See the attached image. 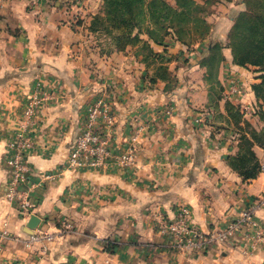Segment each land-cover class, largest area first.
Segmentation results:
<instances>
[{"label":"crops","instance_id":"1","mask_svg":"<svg viewBox=\"0 0 264 264\" xmlns=\"http://www.w3.org/2000/svg\"><path fill=\"white\" fill-rule=\"evenodd\" d=\"M74 3L0 0V230L9 233L0 264H264V207L254 211L255 225L195 250L177 251L157 230L158 219H174L181 205L191 209L192 224L203 232L225 230L264 195V172L245 179L228 159L240 153L245 135L264 165V145L254 142L246 125L264 134L252 90L261 81L259 73L234 64L225 47L216 107L214 84L200 65L211 45L226 44L244 0L212 6L210 34L190 48L166 38L177 81L172 91L165 81H151L155 65L147 67L136 47L108 48L100 35L89 33L103 0H85L81 20ZM40 81L52 98L38 108L27 130L32 216L40 219L37 229L48 232L62 222L72 225L45 251L40 243L26 247L36 230L27 227L31 216L24 218L17 202L4 196L11 178L8 143L19 130L24 100ZM233 87L239 92L228 95ZM103 91L115 114L114 154L133 148L134 161L120 166L112 159L98 170H67L87 106ZM228 102L241 108L240 127L230 118ZM51 173L58 174L55 181L43 178Z\"/></svg>","mask_w":264,"mask_h":264},{"label":"trees","instance_id":"2","mask_svg":"<svg viewBox=\"0 0 264 264\" xmlns=\"http://www.w3.org/2000/svg\"><path fill=\"white\" fill-rule=\"evenodd\" d=\"M172 1L103 0L101 13L93 17L88 27L90 34L107 37L115 43V48L119 51H125L128 46L136 47V55L141 56L147 67L155 65L151 81H165L167 91H172L177 81L168 65L173 57L169 55L166 58L169 47L165 43L166 38L170 36L175 42L190 48L210 34L212 24L208 22L207 17L212 6L218 2L233 0ZM244 3L245 10L235 17L226 44L211 45L208 53L202 57L200 65L206 68L207 79L214 84L212 90L217 93L216 107L223 91L217 80L219 67L225 60L223 49H231L234 64L254 68L261 80L252 85L258 101L256 114L264 120V0H244ZM152 43L163 46L164 51L156 52ZM226 109L234 124L240 127L243 116L240 107L228 102ZM246 125L254 142L264 145V134L252 128L250 124ZM240 143V153L229 157V162L245 179H254L261 166L252 150L253 141L242 135Z\"/></svg>","mask_w":264,"mask_h":264},{"label":"built area","instance_id":"3","mask_svg":"<svg viewBox=\"0 0 264 264\" xmlns=\"http://www.w3.org/2000/svg\"><path fill=\"white\" fill-rule=\"evenodd\" d=\"M79 1V0H78ZM76 2L77 8L75 18H83L85 10L84 2ZM239 89L233 87L228 95L237 94ZM52 98L44 84L40 81L23 102V111L20 119L19 130L8 143L7 164L11 169V178L5 190V198L9 201H16L19 211L24 218H29L33 214L35 204L31 197L33 184L29 183L31 168L26 161V150L31 147V142L27 136V130L34 122L35 114L45 102ZM246 112L249 107L244 108ZM173 115V110H167ZM115 124V114L112 105L107 99V92L103 91L95 100L87 106L86 116L81 131L77 135L70 149L65 167L70 171L98 170L110 163L114 159L120 166H127L134 161V149L131 148L125 153L114 154L112 147V136L110 134ZM264 172V165L260 168ZM43 178L47 181H55L58 174H45ZM258 207H264V195L258 198L256 204L250 210L243 212L241 219L230 223L225 230L215 229L206 233L192 224L191 209L188 206H178L176 217L167 219L161 217L157 221V230L170 241V246L177 251L195 250L198 247L216 242H225L235 235L239 229L255 225L252 216ZM72 231L70 222L60 223L54 231L48 232L36 229L34 234L25 240L26 247H32L40 243L49 245L57 237L66 235ZM8 232L0 230V254L2 244L8 236ZM260 239H257V241ZM264 242V239H261ZM69 264V263H64Z\"/></svg>","mask_w":264,"mask_h":264},{"label":"rangeland","instance_id":"4","mask_svg":"<svg viewBox=\"0 0 264 264\" xmlns=\"http://www.w3.org/2000/svg\"><path fill=\"white\" fill-rule=\"evenodd\" d=\"M70 1H72V3H74L73 1H76V2H77L78 0H70ZM78 2H84V3H85V0H79ZM85 5H86V3H85ZM218 7H219V10H218V11H219V13H221L223 8L220 7V6H218ZM215 11H217V10H215ZM102 35H103V34H102ZM100 38L103 39V40L106 38V39H105V41H106V42H105V45H106L108 48H110V47H112V46L115 47V43H114L113 41H111V40H108L107 37H105V36H100ZM226 42H227V41H226ZM167 57H169V54H167L166 58H167ZM202 57H203V56H202ZM240 110H241V108H240ZM259 248H261V247H258V249H259Z\"/></svg>","mask_w":264,"mask_h":264},{"label":"water","instance_id":"5","mask_svg":"<svg viewBox=\"0 0 264 264\" xmlns=\"http://www.w3.org/2000/svg\"><path fill=\"white\" fill-rule=\"evenodd\" d=\"M39 223H40L39 217H37L35 215L31 216V218L27 224L29 231L33 232L35 229H37ZM33 234H34V232H33Z\"/></svg>","mask_w":264,"mask_h":264}]
</instances>
